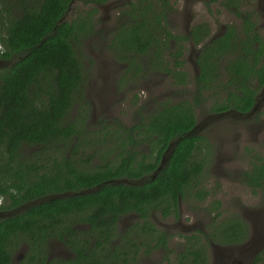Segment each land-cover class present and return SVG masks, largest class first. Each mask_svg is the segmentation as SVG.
<instances>
[{
  "label": "trees",
  "instance_id": "obj_1",
  "mask_svg": "<svg viewBox=\"0 0 264 264\" xmlns=\"http://www.w3.org/2000/svg\"><path fill=\"white\" fill-rule=\"evenodd\" d=\"M9 1L0 0V40L3 43L0 57H14L16 60L11 66L0 68V196L5 198L0 209H9L53 193L74 191L77 194L56 197L34 204L17 216L0 218V264H11L12 254L15 252L13 241L25 235L31 238L33 244L21 264H107V257L114 255H117L115 260L119 259L121 264L129 261L134 264L138 247L145 244L142 241L138 244L135 238H150L154 231L159 232L157 241L154 239V246L167 249L166 234L154 227L148 218L149 207L155 202L158 208L163 207L165 215L172 211L179 215V195L183 198L188 193L192 195L199 185L198 178L204 163L195 156L196 150L201 149L198 144L201 137L191 133L196 125L192 104L189 112L174 107L165 111L167 114L156 116L155 120L149 116L142 127L137 124L131 128L118 129L120 132L125 130L121 132L125 140L119 144L122 148L118 152L122 156L121 163L115 166L105 165V168L93 172L76 166L68 157L61 160L52 156L44 159L37 157L35 161L22 159L24 143L46 145L49 142H65L79 132L77 123L64 122L75 102L83 78V65L77 55L76 45L82 38H87L94 32L96 5L105 4L108 0H84L94 7L89 11L78 12L76 18L66 19L59 24V20L67 13L71 0H13L19 7V13L12 12ZM146 2L152 3L156 9L151 11V8H144ZM160 3L167 11L157 7L154 0L126 2V17L118 25L115 36H119L122 31L124 34L131 32L132 38L138 43L136 50H132L133 43L127 45L132 48L127 50V55L153 54L158 50L161 53L160 42L166 43L167 40H157L155 29L159 30L160 35L162 32L170 34L162 21L172 5L169 0H160ZM223 3L227 6L229 4ZM155 14L158 15V24L153 26V35H141L140 30L152 21V15ZM246 26L243 30L247 37L241 36L236 27L230 25L224 35L204 46L207 52L206 67L198 81L204 82L208 90L220 89L221 83L228 95L227 98L216 101L213 107L215 111L227 109L231 105L241 110L250 109L254 104L253 82L259 78L260 84H264V66L261 61L264 42L257 34H250L253 29L251 22L246 21ZM206 33L209 34L208 25ZM235 39L242 41L243 47L237 52L235 47L231 56H228L225 82L215 73L221 72L220 64L226 56L213 52L215 49L221 50ZM154 43H158L157 50H153ZM113 47V43L108 44L110 52L117 56ZM122 58L124 57H116L118 60ZM210 58L214 61L213 69L209 65ZM150 63L156 64L155 61ZM164 70L170 69L166 67ZM138 128L142 131L137 132ZM136 132L143 138L136 139ZM154 134H157V138L152 139ZM174 138L179 140L168 163L155 177L150 176L139 185L106 182L118 177L139 178L155 171ZM143 142L148 144L151 151L149 155L154 158H147L148 153L140 155L136 147ZM140 156L143 158L138 159ZM39 169L41 173L38 172ZM245 177L254 188L264 187L263 156L257 158L253 170L247 171ZM99 183H103L100 189L79 193L81 189L94 187ZM207 193L208 191L201 189L197 196L203 198ZM6 201L9 203L6 204ZM129 212H140L144 222H138L132 227L133 230L130 229L129 238L125 242L106 248L108 241L117 234V219L121 214ZM72 216H77L80 223H90L91 229L80 231L83 234L80 244L72 246L75 256L51 259L48 263L45 248L40 246L42 243L47 248L48 233L37 235L36 231L48 232L49 228L63 222L64 229L71 232L68 243L73 245L72 238L76 231L66 221ZM238 224L241 225V219ZM135 227L142 234L136 236ZM232 230L235 235L229 233L222 239L214 236L215 233L211 234L212 241L224 242L231 236L230 240L240 241L241 229ZM63 233L60 235L61 239H64ZM95 236L97 238L94 239ZM199 242L202 241L196 234L188 238V242L184 244L185 250L179 252L177 257L180 264H207V258H204L207 253L203 252L205 245L201 243L200 247H194ZM131 254L133 257L129 260ZM259 259L258 256L254 264H259Z\"/></svg>",
  "mask_w": 264,
  "mask_h": 264
},
{
  "label": "rangeland",
  "instance_id": "obj_2",
  "mask_svg": "<svg viewBox=\"0 0 264 264\" xmlns=\"http://www.w3.org/2000/svg\"><path fill=\"white\" fill-rule=\"evenodd\" d=\"M127 1L128 0H108L105 4L96 6L97 11L94 15V32L89 37L82 38L80 43L76 45L77 55L83 65V78L75 102L66 118H64V122L77 123L79 132H76L65 142H49L46 145L24 143L22 149L23 153L21 155L22 159L35 161L38 159L37 157H40L39 159H44V157L52 156L61 160L64 157H68L76 166L83 169L94 170L107 159V153H113L112 157L114 159L115 154L122 149L119 147V144L121 143L120 141L125 140V136L122 135L118 129L122 127L131 128L133 124L140 120L148 119L147 114L150 113L151 110L147 109L146 106L149 102L151 105L152 102L155 103L156 101L159 105L169 98H171L169 99L171 102L172 100H188L195 98L197 95L194 83L195 68L188 58L190 53V42L185 44V69L189 74V84L187 86L176 84L174 78L164 74L163 70L160 71L162 73H158L159 77L156 78H154L155 75H152V73L145 77H141V75L136 76L144 72L145 68L136 54L130 56L129 66V58L126 55L127 50L132 48L127 47V45L133 43L131 46H134V49L132 50H136L138 45L136 40L132 38L131 32L124 34L122 31L119 36L114 35L113 37L114 52L117 53L118 57H126L122 58V60H118L112 55L108 49V41L113 34L112 30L115 32L116 26L126 17L125 13L128 9L126 5ZM182 1L183 0H175L177 8L176 14L179 13V6H181V8L185 7ZM253 1L256 0H252L251 4ZM209 2L208 0H198L195 3L194 9L196 14L191 23L201 20L209 23L212 35L216 34L228 24L234 25L236 29L239 30L242 18L248 11L250 12L252 10L247 0H244L241 5L239 4L237 11L231 9L227 10L218 2ZM154 3L157 7L167 11L166 8L161 6L160 0H154ZM92 7H94L93 4H87L84 0H76L71 6L67 19L71 20L76 18L78 12L80 13L83 10L89 11ZM143 7L151 8V11L152 9H156L155 6H152V3L149 2H146ZM255 11H257V9H255ZM261 11L262 10L258 12L262 18L255 17V21L257 22V29L263 38L264 16H262ZM19 12V9L16 8L13 11V13ZM167 14L162 24H168V26H170L169 23L171 24V22L175 21L179 27L178 17L174 18L172 15L171 19H169ZM152 16V21L145 24L142 31L140 30L141 35L143 34L147 37L153 35V26L158 24V15L155 14ZM176 31L179 34L185 32L183 29H176ZM242 34L241 32V35ZM167 35L166 32H162L160 35V38H166L167 40L165 43V52H170L171 50L178 51L179 41L173 44L172 38H168ZM235 47H237V52L243 47V42L239 41V39H235L227 46L221 48V50L215 49L213 52L214 54L217 53L218 55L222 54L226 56L222 59L223 61L220 67L221 72L219 78L222 81H225L227 78L228 73L225 70V65L229 58L228 56H231V52H233ZM157 54H159V50ZM141 59H147V57H142ZM213 62L212 58H210L209 65L212 69L214 68V66H212ZM128 67H130V70H128ZM159 69H164V67H159ZM128 74L129 76L123 77ZM148 80H150V82H148ZM159 80H161L162 83L164 82L161 87L158 86ZM253 83H255V81ZM221 87L223 86L220 83L219 88ZM217 91L220 92L218 93ZM259 92H261V89ZM223 93H225L224 88H221V90L216 88L207 89V91H205L204 103L198 106L196 111V122H198L197 133L207 137L206 141L203 142L202 145L200 144L203 151L198 150L197 157L200 153H206L207 157H210V160H212V162L208 163L209 168H206L204 173L199 177L201 178L200 185H205L204 187L207 189H213L215 196H211V198L203 202H197L194 198L191 200L190 195H187L182 200L181 218L174 219L173 217H169L157 223L161 228H159L160 230L163 229L164 232L169 231V233L173 234L174 240L167 244V249L154 246L156 243L151 237H136L135 241L138 244H140V241L145 244L138 247L139 250L134 264H178L177 257L183 245L182 242H184L182 236L184 234H199V228L202 230L205 229L206 233H208L211 219L207 221L210 215L205 208L206 205L207 208H212L213 211L211 216L216 214V210L214 209L217 208V204L216 202H212L215 200L214 198H218L221 201V215L216 221L212 220V224L215 223V225L218 223L223 224V222L238 217L241 214L254 213L264 208V188L254 192L255 188L251 187V185L244 180L246 171L251 170L252 166L254 167L255 161L259 158L258 155L264 157V97L262 99L263 105L259 108L254 119H249L247 121L235 120L225 123L210 120L211 123L209 124L207 119L211 112L207 108L213 101L212 97H223ZM219 94H222V96L217 97ZM109 97L110 99H108ZM155 97L156 99L153 100ZM209 118H212V120L214 119L212 116ZM206 144L209 146L208 148ZM139 146L140 150H138L140 153H150V147L146 142L139 143ZM207 149H210L212 152ZM102 155H104L105 158L102 157ZM261 214H264V209L261 211ZM155 215L160 216L161 211L155 212ZM138 222L143 223L133 212L122 216L121 221L118 222L117 234H114L113 239H110L105 247L108 248V246H114L118 243L125 242V240L129 238V231L133 230L132 227ZM82 223L83 224L80 223V225H82L80 229H87L88 226L84 222ZM153 224L155 225L154 222ZM192 224H196V227L192 226ZM155 227L157 226L155 225ZM134 229L138 228L135 227ZM216 230L219 229L216 228ZM209 233H211V231ZM134 234L136 235L135 232ZM140 234L138 233V235ZM216 242H214L216 245L214 243L204 242L210 260L213 257V252L217 251V248L215 249L213 246L220 244V242ZM13 243H15V252L23 253L24 255L23 258H21V255L20 260H24L31 251V246L33 244L31 238L25 235L18 239L15 238ZM47 244L49 245V249H44V251H46V257L52 255L51 259L56 260L58 258L66 259L72 257L71 253L73 250H59L58 247H56V245H58L57 240H48ZM24 248L26 249L24 250ZM102 249L103 248H100V250ZM260 252L262 255L259 256V264H264V251ZM116 257L117 255H114V257L108 256L106 260L107 264H121L119 259L117 261L115 260ZM132 257L133 255L131 254L129 260H131ZM131 262L132 261H129L127 264H132ZM208 264H210V262H208Z\"/></svg>",
  "mask_w": 264,
  "mask_h": 264
},
{
  "label": "flooded vegetation",
  "instance_id": "obj_3",
  "mask_svg": "<svg viewBox=\"0 0 264 264\" xmlns=\"http://www.w3.org/2000/svg\"><path fill=\"white\" fill-rule=\"evenodd\" d=\"M130 1L131 0H128L127 2H130ZM169 1H170V4L172 5V7L169 9L167 17H169V19H171L172 15L174 18L178 17L177 20H178V23L180 25L179 27H182V28H179L175 21L171 22V24L169 23L170 26H168V24H167L166 27L170 32V34H168L167 37L172 38L173 44H176V41H179L178 42L179 50L178 51L171 50L170 52H165V49H166L165 43L160 42L162 47H161V53H159V54H157V53H153V54L135 53L136 56L139 58V61L142 63L143 67L144 66L146 67L144 72H142L136 76L141 75V77H145L148 74L152 73V75L153 74L155 75L154 78H156V77H159L158 73H162L160 71L163 70L164 74H167V75L171 76L172 78H174V82L176 84H178L180 86H182V85L187 86L189 84V82H188L189 81V74H188L187 70L185 69V62H186V59H185L186 45L185 44L187 42H190V53H189L188 58H189V61H191L193 63L194 68H195L194 83H195V88H196L195 91L197 94L195 96V98H191L188 100L182 99V100H178V101L172 100L171 102L169 100L171 98H169L167 101H165L164 103L159 104V105L157 104L156 101H155V103L152 102L151 105L149 102V104L146 107H147V109L151 110L150 113L147 114L148 115L147 117L150 116L152 120H155L156 116H159V115L163 116V115L167 114L165 111H167L171 108H174V107H179L183 112H189L190 104H192L191 106L193 107V113L195 115V120L197 121V116H196V114H197L196 111L198 109L197 107L201 106L204 103L205 91H207V88L204 86V82L198 81V78L203 74V72H202L203 68L206 67L205 62L207 59V52L204 50V46L206 45V43L211 42L212 40L217 39L218 37L224 35L227 32L230 24L225 25L223 29L219 30L216 34L212 35V30L210 28L209 23H206L205 21H202V20L199 22L191 23V21L194 19L195 14H196L194 6L198 0H183L182 2H183V5L185 7L181 8V6H179V11H178L179 13L178 14H176L177 8H176L175 0H169ZM208 1H210L209 3L218 2L225 9H227V10L231 9L233 11H237V9L239 8L238 7L239 4L241 5L244 2V0H208ZM224 1L229 3L228 6L223 3ZM247 1L250 4L252 10L250 12L248 11L244 15V17L242 18L241 27L239 28L238 31H239L240 35H241V32L243 33L241 36L247 37L245 35L243 29L247 28L246 21H249L252 23V28H253L250 31V34L252 36H255L257 34L264 42V37L262 38L260 32L258 31L257 22L255 21V17H259L260 19L262 18L258 11L262 10L263 12L261 11V13H262V16H264V0H256V1H253L252 4H251L252 0H247ZM8 4L11 5L12 12L15 10V8L18 9V5H17L16 1L10 0ZM96 6H101V5H96ZM255 9H257V11H255ZM118 25H120V23ZM207 25L209 26V34L206 33ZM263 25H264V21H263ZM117 28H118V26H116V30H117ZM176 29H179V30L183 29L185 32L182 34H179V33H177ZM116 30H115V32H116ZM115 32H114V30H112L113 34L111 33L112 35L110 36L108 44L113 43V37L115 35ZM155 34H156V38L158 40V38H160L159 30L155 29ZM1 36H2V33L0 32V38H1ZM196 38L199 40L196 41L195 40ZM256 44L258 45L259 42H256ZM263 45H264V43H263ZM0 46L3 49V43L2 42H0ZM157 49H158V43H154L153 44V50H157ZM112 55L115 58L116 57L118 58V56H116L114 54H112ZM131 55L132 54H128L127 57L130 58ZM122 57H126V56H122ZM142 57H147V59H141ZM253 57L254 56L251 57L252 60H253ZM15 60L16 59L14 57L3 58V59L0 57V68L6 67L8 65L11 66L12 64H14ZM162 60H163V62H161ZM151 61H153V62L155 61L156 64H151L150 63ZM261 61H262V65L264 66V53L261 55ZM158 62H161V64ZM147 65L150 67H148ZM162 66L164 67V69L167 67L170 70H164V69L160 70L159 67H162ZM220 67H221V64H220ZM215 74L220 76V72H216ZM126 76H129V74L124 75L123 77H126ZM162 81H163V79H162ZM162 81L161 80L158 81L159 87H161L163 85L164 82L162 83ZM148 82H150V80H148ZM252 87L255 89L254 104L248 110H241L237 106L231 105L227 109L215 111V110H213V107L215 106L216 101L219 102V101L223 100L224 98H227L228 95H227V93H223V97H220V96H222V94H219L217 97H220V98H216V97L211 96L213 98V101L211 102L210 106L207 108L211 112V114L208 115L207 122L210 124L211 121H217V122L225 123V122H231V121H235V120L247 121L249 119H254L258 113L259 108H261L263 105L262 99L264 97V84L261 85L259 78H257V81H255L254 85L252 84ZM221 88H223V87H221ZM221 88L219 90H221ZM260 89H261V92H259ZM217 92L219 93L220 91H217ZM173 98H174V94H173ZM108 99H110V97ZM155 99H156V97L153 98V100H155ZM210 116H212L214 119L212 120V118H209ZM147 121H148V119H147ZM143 123H144V120H140L139 122L133 124L132 126L137 125V124H141V127H142ZM197 123L198 122H196V125H197ZM197 128H198V126H197ZM136 131L137 132L142 131V129L138 128ZM121 132H125V130H121ZM137 132L135 133L136 139H138V140L142 139L143 138L142 135L137 134ZM197 135L201 137L198 140V144L201 147V149L196 150L195 156L197 159H199L200 161H203V163H204L203 171L200 173V176H201L204 173V171L206 170V168L207 169L209 168L208 163L212 162V160H210L211 159L210 157H207L206 153H200V155H198L199 158L197 157V151L202 150L201 145L203 142L206 141V138H207L205 135L200 134V133H197ZM155 138H157V134H154L152 136V139H155ZM206 147L208 148L209 146L206 144ZM136 149L140 150V146L138 145L136 147ZM207 150L210 151V149H207ZM210 152H212V151H210ZM150 153H151V151H150ZM153 153H155V152H153ZM107 155H108L107 159L105 161H103L102 164L98 165L96 169L90 170V171L94 172V171H97L101 168H105L107 165L115 166L116 164L121 163L122 156L120 155V153L115 154L114 159L112 157L113 153H107ZM140 155L144 156L142 153H140ZM142 156L137 157V158L142 159L143 158ZM102 157L105 158L104 155H102ZM258 157H260V155H258ZM147 158H154V157H152L148 153ZM135 164H137V163L135 162ZM154 170L155 171L147 173L144 176L139 177V178H144V177L147 178V177H150L153 173L158 172V168L154 169ZM251 170H253V166H252ZM251 170H248V171H251ZM38 172L41 173V169H39ZM124 178H128V177H124ZM131 179H138V178H131ZM198 179H200V182H199V185L196 189V192H192V195H190L191 200H192V198H194L197 202H203V201L211 198V196L212 197L215 196L214 190L209 189V188L207 189L206 187H204L205 185L201 186L200 185L201 178H198ZM244 180L246 182H248L246 180V177H244ZM251 187H253V186H251ZM263 188L264 187L258 186L254 189V192L260 191ZM201 189L208 191L207 195L203 198H201V197L199 198L197 196L198 195L197 192ZM0 199H1L0 204H3V202H5V198H3V196H0ZM214 199L215 200H213L212 202H216L217 206H219V207L214 209V210H216V214L211 216V213L213 210H212V208H207V205H206L205 209H207L206 211H208V214L210 215L207 218V221H208V219L209 220L211 219L210 224H209V230H208V233H206L205 229L202 230L201 228H199V230H198L199 234H196V235L200 237L202 242L195 244L194 247L195 246L200 247L201 243L204 244V242L205 243H212V244L214 242H216V241H212L211 234L215 233L214 236H217L219 239H222V237H225L229 233L232 236L235 235L232 228H239V229H241V232L239 234L240 235V238H239L240 241L230 240L232 236L230 238L229 237L226 238L224 240V242L217 241V242H220V244H218L217 246H213L215 249L217 248V251L213 252V257L211 260H210V256L207 252V248L205 245V248H204L205 250H203V252H206L207 256H204V258L205 257L207 258V264H208V262H210V264H254L256 262L257 257L262 255V253L260 251H264V214H261V211L264 208L257 211V212H254V213H247V214H241L240 213L241 215H239L238 217L231 218V219L223 222V224L218 223L217 225H215V223L212 224V220L216 221L218 219V217L221 215V212H220L221 201L218 198H214ZM182 200H183V197L181 195H179V199H178L179 215H176L173 211L171 213L165 215L163 212V207L158 208L156 206V203L153 202V203H151V207H149L150 208V215L148 218L152 221V223L154 222L155 225L158 227V228L157 227L156 228L158 230H160L161 228L157 225V223L161 222L163 219L169 218V217H173L174 219L181 218ZM29 201H31V200H29ZM29 201H26L24 203H21L18 206L11 207L9 209H2V210L0 209V218L9 217V216H17V215L21 214L27 208H22L19 212L17 210L18 207L19 206L21 207L22 205L28 203ZM217 201H219V204L217 203ZM8 203H9V201H6V204H8ZM159 211H161V215L156 216L155 212H159ZM129 213H131V212H129ZM133 213H135V215H137V217L139 218V220L141 222H144V218L142 217V214L140 212H133ZM126 214H121L119 216V218L117 219V221L120 222L122 219V216H124ZM76 217L77 216H72L69 219L68 218L66 219L67 222H70V224H69L70 228L74 229L76 231V233L74 234V236L72 238L73 245L68 243V237L70 236L71 232H70V230L64 229L63 222L55 224V226L49 228L48 232H37L36 231V233H37V235H39V233H42L45 235H46V233H48L47 234V237H48L47 242H48V240L55 239L58 241V245H56V247H58L59 250L66 251V250L72 249L73 251L71 250L72 251L71 256H75L76 253H75V250L72 246H76V245L80 244V238L83 237L82 232H80L82 230V229H80V227L82 225H80V223L76 219ZM240 219H241V225L238 224V220H240ZM81 224H83V223H81ZM85 224L88 226L87 229H91L92 225L90 223H85ZM155 225L153 224L154 227H155ZM192 226L196 227V224H192ZM194 227H192V228H194ZM216 228L219 230H216ZM78 229H80V230H78ZM64 230H65V233H63ZM161 231H164V230L162 229ZM210 231H211V233H209ZM62 233H63L64 239L60 238V235ZM135 233L137 236L138 233H140V232L138 229H136ZM153 233H154V235H152L151 238L156 239L155 241H157L158 236H159V232L154 231ZM164 233L166 234L167 243L172 242V240H174L173 236H172L173 234L169 233V231L164 232ZM193 235H195V234H192V235L184 234L182 236V239L184 242H182L183 245L181 246L179 252H181L182 250H185L184 244L187 243L188 238L190 236H193ZM96 237L97 236H95L94 239ZM94 239H93V241H94ZM40 246H44V248L46 250L49 249L48 244H47V248H46V245H43L42 243L40 244ZM25 249L26 248H24V250ZM21 255H22V257H21ZM23 256H24L23 253L14 252L12 254L11 264H21L20 261H22V260H20V257L23 258ZM55 257H57V256H55ZM67 257H69V256H67ZM51 258H52V255H50L48 257V260H47L48 263L50 262ZM177 261H178V259H177ZM33 264H35V263H33ZM178 264H180L179 261H178Z\"/></svg>",
  "mask_w": 264,
  "mask_h": 264
},
{
  "label": "water",
  "instance_id": "obj_4",
  "mask_svg": "<svg viewBox=\"0 0 264 264\" xmlns=\"http://www.w3.org/2000/svg\"><path fill=\"white\" fill-rule=\"evenodd\" d=\"M75 1L76 0H71L67 13L64 14V16L59 20L58 24L65 21L68 18L69 11L71 10V6ZM197 126H198V124L194 127V129L191 131V133L197 134ZM178 140H179V138H174L171 141L169 147L167 148V150L163 156L162 162L158 167V171L161 170L168 163L170 155H171V153L175 147V144ZM155 175H156V173H153L151 176L155 177ZM146 180H148V177L147 178H145V177L144 178H138V179L118 177V178H113V179L106 181V182L107 183H121V182H123V183H128L130 185H139V184L144 183ZM102 186H103V183H99L98 185H96L94 187L81 189L79 191V193L83 194V193H87V192H93V191L100 189ZM75 194H77V193L74 191H65L62 193H53V194L46 195V196H43V197H40L37 199H33V200L29 201L28 203L22 205L21 207L19 206L17 210L20 212V210L22 208H29L30 206H32L34 204L42 203V202H45L47 200H51V199L56 198V197H65V196H70V195H75Z\"/></svg>",
  "mask_w": 264,
  "mask_h": 264
},
{
  "label": "clouds",
  "instance_id": "obj_5",
  "mask_svg": "<svg viewBox=\"0 0 264 264\" xmlns=\"http://www.w3.org/2000/svg\"><path fill=\"white\" fill-rule=\"evenodd\" d=\"M0 42H1V40H0ZM2 49V47L0 46V50Z\"/></svg>",
  "mask_w": 264,
  "mask_h": 264
}]
</instances>
